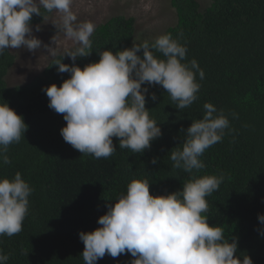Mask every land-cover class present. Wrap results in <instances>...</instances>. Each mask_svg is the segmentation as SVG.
I'll return each mask as SVG.
<instances>
[{"label": "trees", "instance_id": "trees-1", "mask_svg": "<svg viewBox=\"0 0 264 264\" xmlns=\"http://www.w3.org/2000/svg\"><path fill=\"white\" fill-rule=\"evenodd\" d=\"M209 1L202 11L197 0H169L177 21L165 34L187 47L184 62L195 59L204 78L196 73L198 99L182 110L161 86L142 85L149 89L145 106L162 131L143 153L120 149L113 137L116 152L96 159L63 140L60 129L66 122L48 107L42 88L59 87L70 78L54 65L55 60L71 65L70 57L57 55L40 76L9 88L5 77L15 59L10 49L0 55V103L7 102L27 125L20 142L8 148L11 163L0 161V177L12 179L20 172L33 189L22 231L0 236V250L9 256L7 264H84L79 233L100 227L97 221L106 214V205L124 194L129 182L148 179L154 196L182 190L190 174L173 168L170 151L183 143L182 129L203 117L205 103L224 112L230 130L204 152L200 159L205 167L192 174L225 177L219 190L206 197L209 208L204 215L210 226L223 228L230 242L231 237L238 238L237 256L244 253L253 264H264V225L258 220V214L264 215V0ZM40 11L43 18L33 15L31 26L54 13ZM134 31L133 18L108 19L90 37L92 53L77 57L76 66L98 62V52L104 50L115 54L131 48ZM132 259L130 254L117 258L106 254L97 264H130Z\"/></svg>", "mask_w": 264, "mask_h": 264}, {"label": "clouds", "instance_id": "clouds-1", "mask_svg": "<svg viewBox=\"0 0 264 264\" xmlns=\"http://www.w3.org/2000/svg\"><path fill=\"white\" fill-rule=\"evenodd\" d=\"M72 5L73 0H0V55L6 49L24 48L33 53L41 49L42 41L33 35L32 17H42L41 8L55 12L59 16L57 31L77 46L63 57H70L71 65L63 60L54 63L58 73H68L70 78L59 87L52 84L42 88L48 107L62 114L66 122L60 129L63 140L96 159H106L116 152L113 137L119 140L120 149L143 153L161 137L162 131L145 106L149 89L142 85L161 86L176 108L182 110L198 99L196 73L203 79L204 71L195 59L184 62L187 47L171 34L158 36L151 45L147 41L133 43L131 48L115 54L111 50L98 52V62L83 68L76 66L77 57L92 53L90 37L96 25L91 21L77 22ZM40 30L37 25L35 31ZM43 47L48 57L55 59L58 55L56 47ZM141 52L142 56L138 55ZM151 99L156 101L154 93ZM203 107V117L182 129L186 132L183 143L170 151L173 168L190 174L182 190L154 196L148 179L129 182L126 192L106 205V214L97 221L100 227L79 233L84 264H97L106 254L112 258L130 254L134 258L130 264H253L248 255H236L238 238L233 236L230 242L223 228L210 226L204 215L209 208L206 197L219 190L225 177L192 174L205 167L200 157L222 140L230 124L224 112L211 103ZM26 131L24 118L7 102L0 103L3 164L11 163L8 148L19 143ZM151 163L157 164V158H152ZM32 191L20 172L12 179L0 177V236L12 237L22 231ZM258 220L264 225V215L258 214ZM8 260L9 256L0 250V264Z\"/></svg>", "mask_w": 264, "mask_h": 264}, {"label": "rangeland", "instance_id": "rangeland-1", "mask_svg": "<svg viewBox=\"0 0 264 264\" xmlns=\"http://www.w3.org/2000/svg\"><path fill=\"white\" fill-rule=\"evenodd\" d=\"M197 2L202 11L210 4L209 0H197ZM72 10L77 16V22L91 21L96 27L116 16L133 18L135 44L155 41L177 21L169 0H73ZM58 21L59 16L54 12L38 24L41 28L39 32L35 31L37 25L31 26L33 35L42 41L41 49L36 52H29L24 48L10 49L15 60L5 77L9 88L27 84L42 74L53 59L47 56L43 45L56 47L58 55H65L66 52L75 50L77 46L66 41L63 33L57 31L55 25Z\"/></svg>", "mask_w": 264, "mask_h": 264}]
</instances>
